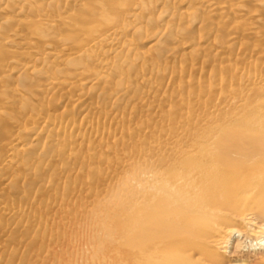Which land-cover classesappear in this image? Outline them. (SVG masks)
I'll return each mask as SVG.
<instances>
[{"label":"bare ground","instance_id":"obj_1","mask_svg":"<svg viewBox=\"0 0 264 264\" xmlns=\"http://www.w3.org/2000/svg\"><path fill=\"white\" fill-rule=\"evenodd\" d=\"M0 264H264V0H0Z\"/></svg>","mask_w":264,"mask_h":264}]
</instances>
